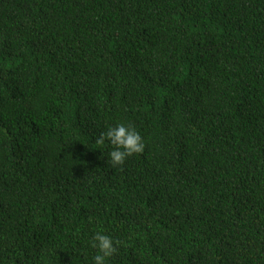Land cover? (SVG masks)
I'll list each match as a JSON object with an SVG mask.
<instances>
[{
  "label": "trees",
  "instance_id": "trees-1",
  "mask_svg": "<svg viewBox=\"0 0 264 264\" xmlns=\"http://www.w3.org/2000/svg\"><path fill=\"white\" fill-rule=\"evenodd\" d=\"M99 229L109 264H264V0H0V264Z\"/></svg>",
  "mask_w": 264,
  "mask_h": 264
},
{
  "label": "clouds",
  "instance_id": "clouds-1",
  "mask_svg": "<svg viewBox=\"0 0 264 264\" xmlns=\"http://www.w3.org/2000/svg\"><path fill=\"white\" fill-rule=\"evenodd\" d=\"M95 142L100 148L110 146L107 162L114 167L124 164L128 157L142 153L145 149L143 137L128 122H117L106 126L99 131ZM119 243L120 241L103 229L96 230L90 240V246L95 249V255L91 257L92 264H109L110 259L117 252Z\"/></svg>",
  "mask_w": 264,
  "mask_h": 264
}]
</instances>
